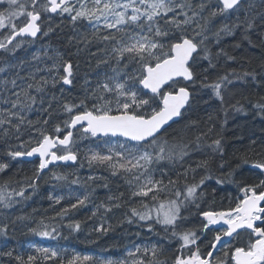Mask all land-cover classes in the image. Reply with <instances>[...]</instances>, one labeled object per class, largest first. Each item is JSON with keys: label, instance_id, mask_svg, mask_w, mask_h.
I'll list each match as a JSON object with an SVG mask.
<instances>
[{"label": "snow or ice", "instance_id": "snow-or-ice-1", "mask_svg": "<svg viewBox=\"0 0 264 264\" xmlns=\"http://www.w3.org/2000/svg\"><path fill=\"white\" fill-rule=\"evenodd\" d=\"M253 8L249 0H0V141L7 158L0 159V173L24 157L38 161L31 176L17 181L18 189L9 190L8 182L0 186V207L12 208L20 202L17 197L31 199L41 180L55 181L54 188L79 185L85 192L71 196L70 189L74 202L60 207L52 219L62 224L70 212L92 204L89 219L100 220L92 229L97 239L115 230L108 223L109 214L121 217L120 227L135 226L132 234L137 237L142 231L159 237L155 243L126 250L132 257L130 264H264V138L251 139L234 154L238 162L224 171L228 161L223 137L212 123L214 114H208L205 129L194 139L182 135V130L171 138L168 135L193 109L198 71H207L200 69V61L216 68L214 60L221 56L236 59L222 47L212 52L209 33L219 44L222 37L240 29L242 39L251 44L256 17L264 24V13L250 12ZM57 18L60 22L53 26ZM217 18H222L218 28ZM65 21L77 33L68 46L75 47L77 54L95 57L94 74L84 73L81 92L75 95L80 64L73 62L71 54L49 55L45 49L43 57L17 55L50 37ZM260 36L264 38V31ZM234 47H240V42ZM261 47L264 51V39ZM86 63L93 68L92 59ZM102 66L110 72L95 71ZM260 69L258 73L255 68L239 72L233 68L211 81L204 76L199 85L211 90L226 116L228 107L243 111L241 100L223 107L227 86L234 81L256 84L258 75L264 85V56ZM242 99L264 118V95ZM33 113L35 119L30 118ZM198 123L189 117L183 127ZM13 139L18 143H10ZM89 139L96 147H89L81 160L80 142ZM205 147L210 152L193 159V152ZM215 155L220 157L219 176L211 167ZM84 161L93 172L108 175L90 174L86 179L75 175L69 180L54 170L61 163L82 168ZM110 177H119L124 190L113 192ZM213 179L216 185L235 186L227 206L223 201L215 206L219 189L208 183ZM97 187L108 190L99 203L92 199ZM47 199L55 206L64 197L50 193ZM193 208L198 223L188 227L182 222ZM81 223L66 226L80 232ZM29 231L52 240L59 235L55 224L43 220ZM0 237V257H7L8 264H129L79 254L66 257L67 249L49 247L31 246L34 251L21 254L8 246V223H0Z\"/></svg>", "mask_w": 264, "mask_h": 264}, {"label": "trees", "instance_id": "trees-1", "mask_svg": "<svg viewBox=\"0 0 264 264\" xmlns=\"http://www.w3.org/2000/svg\"><path fill=\"white\" fill-rule=\"evenodd\" d=\"M250 3L255 5V8L250 9V12L264 13V8L261 7V0H249ZM243 18V12L241 13ZM222 18H217L214 22L216 28L220 26V21ZM235 17H232L234 20ZM60 20L57 18L53 21V26L59 23ZM264 31V24L261 23L259 16L256 17V27L252 33H250L251 44L248 40L242 39L243 33L240 29H237L235 33L231 36H224L217 44L215 38L209 33L210 40L208 42V47L212 52H217L222 47L230 55L234 56L235 60H226L225 57L221 56L218 60H214L216 63V68L208 67L207 60L200 61V69H207V71H198V82L196 84V89L198 91L195 95V100L193 102V109L191 112L187 113L184 120L181 121L179 125H174L172 129H169V137L175 135L177 131H181L182 135H186L188 138L194 139L195 135L201 130L205 129L207 116L209 113L214 114L215 119L212 121L215 127V131L222 135L223 149H224V159L228 161L225 165L224 171L228 170L229 164L234 166L238 161L234 159V154H238L240 151L250 143L251 139H256L259 141L264 138V118L257 114V110L254 109L251 104L242 99V96H248L251 99H255L257 95H264V85L260 84L259 81L261 77L258 75V83L253 84L250 82L234 81L233 84L227 86V90L224 91V96L226 104L223 107H228L230 104H234L236 100H241V105L243 106V111H235L234 109L228 107L227 115L225 116L222 110L221 103L216 99L210 89L200 88L199 80L203 79L204 76H208L209 80H214L217 75H223L225 72L231 69H236L237 72L242 69L255 68L258 73L261 72L260 62L261 57L264 56V51H262L261 42L262 38L260 33ZM79 33H83L84 29L80 28ZM72 30V26L65 21L60 28L50 34V37H45L38 40L34 46H29L28 51H21L17 53L18 56L24 58H31L34 53H39L42 57L44 50H48L49 55L54 53H63L65 56L71 54V59L74 63L78 62L80 64V75L78 77V82L76 87L72 90L73 95L79 94L81 92L80 85L83 83V75L85 72L93 73L95 65V57H89L86 52L76 53L75 47L68 46V40L71 36L76 35ZM240 42V47H234V45ZM252 45H256L253 47ZM92 51H96V47H92ZM92 59L93 68H89L86 60ZM14 71V70H12ZM95 71H109L107 66H102L101 69H95ZM23 74V73H22ZM95 82V81H94ZM59 87V86H58ZM55 91V90H53ZM57 95L59 93L57 92ZM71 99L72 96H67ZM37 113H33L30 118L35 119ZM191 120H197L199 123L197 126L184 129V124ZM55 119V114L53 116ZM226 120V123L224 121ZM223 127L221 128V125ZM27 134H25V137ZM13 145L18 143L14 139L10 141ZM5 145L3 141H0V159H7L3 156V149ZM25 147H29L25 145ZM96 147L91 139L83 140L80 142V157L83 159V154L87 152L88 148ZM259 151V147H257ZM208 148H203L200 151L193 152V159L203 158L205 153H209ZM220 157L218 155L214 156L212 161V169L216 176L221 174L218 169V163ZM192 162L191 160L189 161ZM84 167H79V165L71 166H58L55 167V171L61 175H68L69 180L75 178V175H79L81 179H86L88 175H104L107 176V172L101 173L100 171L93 172L87 166V162L84 161ZM37 167V161L23 162V161H12L11 167L5 172L0 173V186L5 182L9 183V190L18 189L20 185L17 183L18 180H23L25 176H31L34 169ZM243 171V170H242ZM51 174L49 173V176ZM159 175V173H157ZM246 180L249 179L247 175L244 177ZM47 179V178H46ZM39 187L34 194H32L31 199L25 201L17 197L16 199L20 202L15 204L10 209H4L0 207V223L9 224V239L7 241L10 249H15L21 254L34 251V247H49L53 249H67L65 253L66 257H70L73 254H79L81 256H91L93 258L99 259H111L114 261L128 260L129 264L132 257L127 256L126 250L134 249L136 245H147L150 242L155 243L159 237L155 234L141 232L140 236H135L136 231L135 226H129L124 224L123 227L118 226V220L121 219L119 215L109 214L108 223L112 224L114 231H110L106 236H99L94 231H92L94 226H99L100 220L98 217L89 219L91 213L90 208L93 207L92 204L89 207H81L78 210H73L66 216L63 223L60 224L55 217L56 211L62 206H68L70 202H74L70 199V189L71 196L82 195L85 192V188L79 185H68L64 184L61 187H53L56 184L53 180H41L38 182ZM100 183V181H97ZM213 187L219 189L216 194V205L220 206L221 201L223 205H228V199L230 195L236 193V188L230 183H225L223 186L216 185L215 179L208 182ZM119 186V187H118ZM110 188L113 192L119 190L123 191L125 186L123 181L119 177H110ZM29 193L32 192L31 189L28 190ZM107 189L97 187L95 193L92 196L93 201L99 203L100 200L104 199ZM63 196L64 199L61 205H53L52 201L47 199L49 194ZM27 194V193H26ZM196 210L193 208L191 214L188 215V220L184 221V224L189 227H194L198 223V218L195 215ZM17 217H27L28 219L18 220ZM43 220L45 224H55L57 227V238L47 239L41 238L32 234L29 231V227H36V225ZM15 221V224L12 223ZM72 221H81V231L74 232L71 231L66 225ZM107 226V225H105ZM0 239H3L0 237ZM96 240V242H92ZM167 244V242L165 241ZM3 249L0 248V251ZM171 255V253H168ZM0 264H8L7 257H0ZM10 264H15V261H11ZM51 264V262H49Z\"/></svg>", "mask_w": 264, "mask_h": 264}, {"label": "water", "instance_id": "water-1", "mask_svg": "<svg viewBox=\"0 0 264 264\" xmlns=\"http://www.w3.org/2000/svg\"><path fill=\"white\" fill-rule=\"evenodd\" d=\"M34 158H36V157H24V158H21L22 160H32V159H34Z\"/></svg>", "mask_w": 264, "mask_h": 264}]
</instances>
